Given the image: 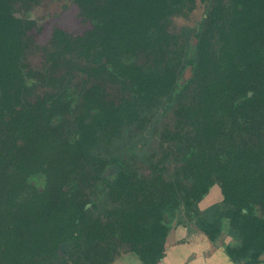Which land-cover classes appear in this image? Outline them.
I'll return each mask as SVG.
<instances>
[{"label":"trees","instance_id":"16d2710c","mask_svg":"<svg viewBox=\"0 0 264 264\" xmlns=\"http://www.w3.org/2000/svg\"><path fill=\"white\" fill-rule=\"evenodd\" d=\"M39 1L0 0V264H111L118 243L157 264L183 201L215 184L226 213L213 205L193 225L214 242L226 219L229 260L264 264V0H202L192 28L177 21L197 0H65L88 27L53 28L34 69ZM166 108V138L129 136ZM171 156L183 195L164 174Z\"/></svg>","mask_w":264,"mask_h":264},{"label":"rangeland","instance_id":"374dc122","mask_svg":"<svg viewBox=\"0 0 264 264\" xmlns=\"http://www.w3.org/2000/svg\"><path fill=\"white\" fill-rule=\"evenodd\" d=\"M203 12L204 3H202V0H197L196 8L192 14H190L188 18L179 19L177 23L180 26L189 28L195 27L197 22L201 19ZM28 16L34 21L35 25L29 32L32 44L25 53V61L34 69H38L45 58L44 50L49 47L50 35L53 28H61L71 35H76L80 34L88 27L77 15L76 7L68 4L65 0H40L38 4L33 5L28 10ZM73 81L77 83L78 78L75 76ZM42 90L43 89H38L37 93L40 94ZM39 99L40 98H37L35 102ZM145 117L147 119V124L144 128H128L130 137H147L150 143L151 141L159 142L162 138H166V133L174 130V122L170 108H166L163 111H157L156 109L146 110ZM190 134V136L185 135L184 138H194L193 132L190 131ZM4 140L5 138H0V143ZM170 143L173 144V142ZM178 146L185 149L186 145L185 143H178ZM175 157L171 156L164 163V174L169 180L178 181L181 185V189H184V187L189 186L190 182L185 179L181 164ZM183 189L181 190L182 195ZM134 196V191H124L116 198L118 200V205H129ZM111 201L114 202V200ZM118 205L116 207L112 204V206H115L114 209H119V206L121 207V205ZM213 205H218L219 211L222 214L226 213L227 205L223 202V195L218 184L212 186L208 194L199 201H194L190 198L183 201L184 208L179 212V216L171 224V229L166 239L172 249H175L177 253L183 254L188 253L191 247H195L197 250L209 248V250L215 251L220 248V246H218L220 243H230L232 241V238L227 233L228 222L226 219H224L223 228L219 232L217 240L214 242H211L207 236L193 225V222L196 221L197 213H202ZM191 234L192 236L195 234L197 236H203L204 238L199 237L192 245H187V241L191 237ZM118 245L120 246V254L111 264H141L133 252L130 251L131 248L129 243H118Z\"/></svg>","mask_w":264,"mask_h":264},{"label":"crops","instance_id":"0c3cea01","mask_svg":"<svg viewBox=\"0 0 264 264\" xmlns=\"http://www.w3.org/2000/svg\"><path fill=\"white\" fill-rule=\"evenodd\" d=\"M199 237L204 238L203 236H197L195 234L193 236L191 235L187 241V245H192ZM173 250L175 249H172L168 240H166L164 257L158 264H237L229 260L221 248L212 251L209 248L197 250L195 247H191L188 253L184 254L177 253L176 250L171 252Z\"/></svg>","mask_w":264,"mask_h":264},{"label":"water","instance_id":"95a60500","mask_svg":"<svg viewBox=\"0 0 264 264\" xmlns=\"http://www.w3.org/2000/svg\"><path fill=\"white\" fill-rule=\"evenodd\" d=\"M190 76H191V70L190 68H187L184 73V79H188ZM61 247L62 248L66 247V243H63Z\"/></svg>","mask_w":264,"mask_h":264},{"label":"flooded vegetation","instance_id":"af4514ba","mask_svg":"<svg viewBox=\"0 0 264 264\" xmlns=\"http://www.w3.org/2000/svg\"><path fill=\"white\" fill-rule=\"evenodd\" d=\"M220 190H221V189H220ZM191 235H192V234H191ZM61 246H62V245H61ZM61 246H60V252L62 253V252L65 251L66 247H63V248H62ZM220 248H221V247H220ZM221 249H222V248H221ZM223 252H224V251H223ZM225 255H226V254H225ZM159 262H160V261H159ZM157 264H158V263H157Z\"/></svg>","mask_w":264,"mask_h":264}]
</instances>
